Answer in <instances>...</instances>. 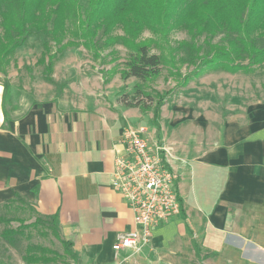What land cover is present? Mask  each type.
Here are the masks:
<instances>
[{
	"label": "crops",
	"instance_id": "crops-1",
	"mask_svg": "<svg viewBox=\"0 0 264 264\" xmlns=\"http://www.w3.org/2000/svg\"><path fill=\"white\" fill-rule=\"evenodd\" d=\"M64 52L53 83L0 81V205L17 194L39 215H56L80 264H164L187 249L202 264H264V100L223 110L206 96L201 108L170 112L165 103L155 125L128 104L137 79L95 64L63 69ZM126 127H145L150 145L157 131L180 203L136 254L112 249L135 229L111 186Z\"/></svg>",
	"mask_w": 264,
	"mask_h": 264
},
{
	"label": "trees",
	"instance_id": "trees-1",
	"mask_svg": "<svg viewBox=\"0 0 264 264\" xmlns=\"http://www.w3.org/2000/svg\"><path fill=\"white\" fill-rule=\"evenodd\" d=\"M144 30L164 39L173 30H183L193 40L204 37L206 45L199 48L191 45L190 48L203 49L205 54L196 51L195 55L185 48L184 61L194 65V69L186 76L175 69L182 81L204 68L250 74L264 67V0H0V72L5 73L15 52L30 36L38 34L47 37L56 49L51 53L49 43L44 44L45 54L38 61L44 65L45 79L51 83L54 60L67 48L82 46L94 57H100L101 50L119 42L129 50L120 71L121 79L133 77L142 83L154 81L160 75L161 57L151 53L152 40H139ZM115 31H121L123 36L112 37ZM219 36V42L212 44L211 41ZM8 91L5 83V97ZM170 93L172 91L154 92V97L144 93L150 103L152 98L156 99L153 106L128 104L139 107L142 112L150 111L157 125L160 108ZM15 201L28 205L16 194L3 207ZM36 214L29 224L19 217L0 215V264H9L8 249L21 246L26 231L40 225L50 228L64 252L78 261L72 243L59 234L57 216ZM14 222L19 225L11 226ZM56 257L54 251L29 243L21 259L24 264H58Z\"/></svg>",
	"mask_w": 264,
	"mask_h": 264
},
{
	"label": "rangeland",
	"instance_id": "rangeland-1",
	"mask_svg": "<svg viewBox=\"0 0 264 264\" xmlns=\"http://www.w3.org/2000/svg\"><path fill=\"white\" fill-rule=\"evenodd\" d=\"M111 36L120 37L123 36V34L121 31H115ZM139 38V40L153 41L151 44V53L159 55L162 64L160 75L157 79L145 83L140 81L134 85L130 93L126 94L128 101L133 104L147 103L153 106L156 99L152 98V103H150L144 93H150L154 97V92L162 93L171 91L172 93L166 98L165 103H168V108L165 112L174 111V106H181L182 111L192 109L190 107L201 108V106L205 104L204 98L206 96L215 97V105L222 107L223 110L226 108H237L242 105L246 106L253 102H261L264 100V67L257 68L250 74H231L222 70L204 68L199 74L193 75L189 80H181V77L176 74L175 69L179 70L181 76L190 75L194 69V65L188 61H184L185 48L188 49L187 51L196 55L197 50L194 48H199L202 44L206 45L203 36L193 40L185 31L173 30L164 39L161 35H154L144 30ZM219 40L220 36L214 38L211 42L212 44H216ZM46 43H49L50 51L54 53L56 50L54 44L48 40L47 37L38 34L30 36L25 44H23V46H21L10 58V62L5 67V73L0 72V81L14 82L16 84L22 83V85L29 86V83L30 85L36 84L40 83L37 80L45 79V67L38 63V61L43 54H45L44 44ZM183 43H186V45ZM191 45H193L194 48H190ZM185 46H189V48ZM68 49H80L83 54L78 57V55H74L72 52H67ZM84 49L85 48L82 46H78L69 47L66 51L64 50L68 55L64 57L62 62L63 69L71 68L77 62L95 64L97 65V70H99V66L108 67L110 69L108 73L110 76L114 73H120L124 68V63L128 59L129 53V50L120 42L101 50L99 52L100 57H94L90 51ZM205 51H208V46H205ZM197 53L200 55L205 54L203 49L197 51ZM61 54L54 60L53 68L57 59L61 57ZM169 106L172 107L170 108ZM147 113L151 115L150 111ZM145 127L151 128V125L147 124ZM157 134L156 131L154 135H152L153 145L162 148L164 142L161 143L159 141V135ZM161 156H164L162 150ZM30 205L29 203L28 205H22L16 201L7 207L0 205V215L5 217H19L24 220L25 224H29L37 217L36 212L33 211L31 207L32 205ZM18 225L17 222L11 224L13 227ZM26 234V239L21 246L15 249L10 248L6 252L9 264H24L21 256L24 247L29 243L40 245L54 251L57 256L58 264H80L78 261H73L64 252L61 244L56 239L51 229L46 225H40L36 229L29 228ZM173 253L171 258L172 261L164 262V264H202L201 260L196 258L190 249L182 253ZM119 264H128V261L123 260ZM153 264H157V262Z\"/></svg>",
	"mask_w": 264,
	"mask_h": 264
},
{
	"label": "built area",
	"instance_id": "built-area-1",
	"mask_svg": "<svg viewBox=\"0 0 264 264\" xmlns=\"http://www.w3.org/2000/svg\"><path fill=\"white\" fill-rule=\"evenodd\" d=\"M147 129L126 127L121 135L124 153L113 163L111 186L133 212L135 229L118 237L112 249L140 253L153 229L180 212L175 175L167 166L161 148L150 145Z\"/></svg>",
	"mask_w": 264,
	"mask_h": 264
}]
</instances>
